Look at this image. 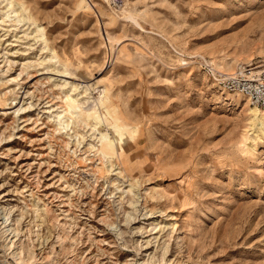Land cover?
<instances>
[{
  "label": "rangeland",
  "instance_id": "374dc122",
  "mask_svg": "<svg viewBox=\"0 0 264 264\" xmlns=\"http://www.w3.org/2000/svg\"><path fill=\"white\" fill-rule=\"evenodd\" d=\"M262 63L264 0H0V264H264Z\"/></svg>",
  "mask_w": 264,
  "mask_h": 264
},
{
  "label": "built area",
  "instance_id": "2783aa9c",
  "mask_svg": "<svg viewBox=\"0 0 264 264\" xmlns=\"http://www.w3.org/2000/svg\"><path fill=\"white\" fill-rule=\"evenodd\" d=\"M244 66L227 75L220 73L217 81L219 87L231 94L244 98L251 105L264 110V63Z\"/></svg>",
  "mask_w": 264,
  "mask_h": 264
},
{
  "label": "bare ground",
  "instance_id": "6f19581e",
  "mask_svg": "<svg viewBox=\"0 0 264 264\" xmlns=\"http://www.w3.org/2000/svg\"><path fill=\"white\" fill-rule=\"evenodd\" d=\"M238 67H240V69L244 68L243 65H237L236 68H238ZM259 67H261V66H258V67H256V68H259ZM247 102H248V101H247ZM254 111L257 112V113L262 114V117H264V110H263L262 112H260V111L258 110V108L256 109V107H255V110H254Z\"/></svg>",
  "mask_w": 264,
  "mask_h": 264
}]
</instances>
